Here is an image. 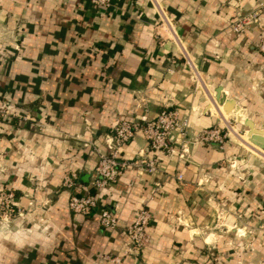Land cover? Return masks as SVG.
Returning a JSON list of instances; mask_svg holds the SVG:
<instances>
[{"label":"crops","instance_id":"crops-1","mask_svg":"<svg viewBox=\"0 0 264 264\" xmlns=\"http://www.w3.org/2000/svg\"><path fill=\"white\" fill-rule=\"evenodd\" d=\"M255 5L0 0V103L13 113L0 120V190H13L23 213L13 230L0 227L1 264H264V156L228 123L235 118L239 134L248 135L247 117L264 130V54L255 48L264 12L263 27L252 24L241 37L230 29ZM181 50L198 66L206 92L194 90ZM164 108L187 116L194 132L222 120L233 139L223 148L194 144L190 161L164 157L153 174L128 169L95 190L92 173L98 154L109 151L114 123ZM121 153L152 154L140 134ZM72 173L74 185L66 187ZM85 192L96 194V207L73 213L70 196ZM141 207L152 216L150 243L138 256H122L124 226ZM101 209L119 226L102 227Z\"/></svg>","mask_w":264,"mask_h":264},{"label":"built area","instance_id":"built-area-1","mask_svg":"<svg viewBox=\"0 0 264 264\" xmlns=\"http://www.w3.org/2000/svg\"><path fill=\"white\" fill-rule=\"evenodd\" d=\"M256 5L243 14L238 15L230 24V29L236 37H241L245 30L252 24L263 27L260 15L264 12V0H255ZM91 4L108 8L112 0H90ZM161 23L173 30L172 24L165 14L160 15ZM259 53L264 54V31L255 43ZM184 63L189 70L194 90L206 92L207 86L199 71L198 66L189 57L185 50H181ZM13 113L6 104L0 103V120L12 117ZM224 126L216 125L194 132L189 125L187 116H181L177 109L164 108L156 116L149 117L142 113L138 119L130 121L126 118L118 119L113 127L112 133L106 139L109 145L107 153H99L94 167L91 186L95 190H102L116 184L122 174L131 169L136 175L153 174L159 169L164 157H175L178 160L190 161L191 146L197 143L217 142L223 148L229 139V124L222 121ZM224 127L226 131H224ZM140 134L147 142L148 150L152 152L140 153L138 157L128 159L122 155L123 145ZM231 135V134H230ZM177 180H183L182 173L176 175ZM76 174L72 173L64 179V185H74ZM15 193L13 190H0V220L5 225L13 220L15 216L23 213L15 205ZM98 199L95 193L85 192L81 195H71L69 198V209L76 214L87 215L97 205ZM151 213L148 208L141 207L133 222L124 226L127 236L125 249L122 256H138L142 254L150 243L148 228L151 222ZM100 225L106 229H115L119 226V218L110 210L101 209L99 213ZM122 256H105L113 262L119 263Z\"/></svg>","mask_w":264,"mask_h":264},{"label":"water","instance_id":"water-1","mask_svg":"<svg viewBox=\"0 0 264 264\" xmlns=\"http://www.w3.org/2000/svg\"><path fill=\"white\" fill-rule=\"evenodd\" d=\"M244 124L249 128L248 135L251 141L264 149V130L255 128L252 120L247 117L244 119Z\"/></svg>","mask_w":264,"mask_h":264},{"label":"bare ground","instance_id":"bare-ground-1","mask_svg":"<svg viewBox=\"0 0 264 264\" xmlns=\"http://www.w3.org/2000/svg\"><path fill=\"white\" fill-rule=\"evenodd\" d=\"M229 130L232 133L231 125H229ZM236 136L249 149L253 150L254 153L256 152L257 154L264 156V149L262 147H260L259 145L255 144L254 142H252L250 139V136L248 137V135H241L239 133H236Z\"/></svg>","mask_w":264,"mask_h":264},{"label":"rangeland","instance_id":"rangeland-1","mask_svg":"<svg viewBox=\"0 0 264 264\" xmlns=\"http://www.w3.org/2000/svg\"><path fill=\"white\" fill-rule=\"evenodd\" d=\"M229 120H230V122H231V125H236L237 127H238V131H239V133H244V130L242 129V128H240L239 127V125H238V122L235 120V118H229ZM222 126H224V124H222ZM224 131H226V128L224 127ZM229 139H233V137L229 134ZM247 150V149H246ZM261 159H263V158H261ZM264 160V159H263ZM18 216H15V217H13L12 219L13 220H11L9 223H8V225H5L3 222H1V220H0V227L1 228H6V229H11V230H13L14 228H13V226H15V224L17 223V220H18ZM0 228V229H1ZM1 258V257H0ZM1 264V263H0Z\"/></svg>","mask_w":264,"mask_h":264}]
</instances>
